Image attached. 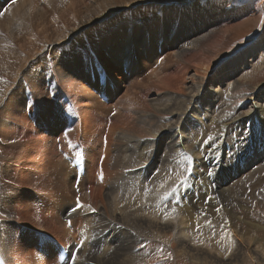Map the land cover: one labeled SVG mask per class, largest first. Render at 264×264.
I'll return each instance as SVG.
<instances>
[{
  "label": "bare ground",
  "instance_id": "1",
  "mask_svg": "<svg viewBox=\"0 0 264 264\" xmlns=\"http://www.w3.org/2000/svg\"><path fill=\"white\" fill-rule=\"evenodd\" d=\"M180 1L183 0H175V3ZM217 1L220 0H191V5L184 7L181 14L178 15V23L184 28L189 23V19H184L185 16L193 14L188 16L191 18V24H189L196 25V29L206 32L199 36H193L188 45L194 44L199 37L211 32L212 28L216 26L219 29L223 27V31L217 36V45H219L218 43H221L228 30L240 25L224 26L225 24H222L224 20L219 15H224L226 10L223 13L222 5ZM169 2L163 1L161 4V9H164L160 12L161 16L167 17L173 9L180 8V5H175V8L167 5ZM208 6L214 8L208 10ZM196 12L198 13L196 14ZM229 12L230 10L226 14ZM175 14L173 13L172 16L174 17ZM203 14H207V18H209L207 21L203 20ZM32 15L33 10L28 4V0H18V6L9 10L6 24L3 28L0 27V60L15 58L12 50L5 53L3 49H13L11 48L13 46L11 45L12 35L26 24L29 25L30 18H33ZM194 16H196L195 20L192 18ZM251 19L254 18L251 17ZM183 28L177 31L178 36L182 32L183 37L189 34L190 31L185 33ZM207 30L209 31L207 32ZM262 37H259L251 48L239 51L240 54L232 56L230 61L220 64L209 76H205L208 70L202 68L204 65L201 68L195 66L194 75L189 77L190 84L187 86H185V78L188 77L187 71L185 69H181L183 72L171 70L167 78L174 82L171 88H175V91L173 94L167 91L159 92L157 98L163 101V105L158 106L157 101L150 103L153 107L154 105L158 106L155 107V114H166L167 116L164 118L155 116L149 120L148 125L139 123L135 126L136 129H133L130 127L131 122L138 121L141 115L134 113L132 116L125 115L123 126L122 122H119L109 137L104 134L106 142L105 146H102V153L104 154L103 151H110V153L105 152L101 159V152L97 156L98 151L96 153L90 151V163L89 161L86 163L88 168L85 167V164L78 163L84 171L79 183L81 186H85L89 201L77 210L76 214L68 211L70 209L68 205L64 209L61 208L60 213L58 210L57 213H52L53 206H60L59 198L53 197L52 193L35 196V198L33 193H29L25 194L26 198L23 197L28 190L35 189L38 192L42 190V188H33L32 182H29L28 186L16 182H10L5 186L1 179L4 158L15 157L19 143L12 139V142L6 143L5 147L1 140L0 254L6 264H60L57 254L61 246L67 250L66 258L62 264H264L263 226L259 225L263 228L260 232L261 235L254 233L258 228L254 222H244L250 227L246 226L245 229H241L233 215L229 216L231 213L229 208L225 209V205H229L230 198L233 197L231 194L228 195L230 190L225 186L231 180V172L239 173L241 167L238 165V161L234 162V159L228 158L230 154L233 157L235 155L223 144L224 141L226 142V136L223 134L226 122L222 123L224 115H219L222 112L219 109L220 104L224 102L227 105L233 98L232 90L235 88L237 78L250 68L256 67L259 71L264 69V50L261 49V52L256 56L251 53V50L255 51L261 46L260 43H264ZM212 45L214 44L212 43ZM202 48L204 49L201 46L197 50L202 52ZM195 52L196 55L198 52ZM248 53L250 54L248 55ZM187 55H189L188 52ZM176 56L185 63L189 61L186 54L182 55L181 48L177 49ZM16 62L0 61V132L3 131L4 134H13L11 130L19 129L17 122L28 124V120L33 117V99L31 100L28 96L25 100L21 98L22 108L14 110L13 115L11 111H4V106L7 107V104H13L15 109L17 107L18 95L8 96L9 101L6 102L1 99L3 96L1 95L2 87L7 86L10 80V78L3 79L2 71L6 68L16 71L18 68H22V63H25V61H21L22 63L18 67L17 64H14ZM29 69H32V66ZM29 73L22 75L26 77ZM30 77H32V83L27 84L33 93V72ZM223 97L226 100H223ZM250 99H254L251 100L252 105L236 119L245 120V123L253 121L255 125L257 116L264 114V85L260 86L255 97ZM214 100L218 104L217 111L210 108ZM117 120L120 121L119 118ZM246 120L250 121L246 122ZM217 123L219 124L217 129L208 131V127L217 126ZM15 126L17 128H14ZM257 135H259L258 129L254 127V131L250 135L254 136L250 139L254 145L247 153V160L251 163L259 160L263 154L261 150L264 140L262 144H257ZM25 136L27 138L26 134L23 135V137ZM26 138L25 140H27ZM116 145L121 148L117 150ZM95 148L88 146L89 150ZM142 149L143 151L139 154ZM122 155L126 159L120 157ZM155 163L160 165V169H157V173L154 174L153 170L159 167ZM234 163L235 165H233ZM188 165L192 166V174L185 179L187 169H189ZM147 167L153 171H148L152 178L150 181L147 180L145 174ZM127 168H131V176L128 178L131 180L128 181L124 179V176L122 179L123 171ZM38 169H42V167H38ZM118 169H121L122 173H119ZM208 172H211L212 175H208ZM219 172L229 173L217 181V178L221 176ZM227 179L228 181L225 183ZM14 180H16L15 177H13ZM41 181L38 184H41ZM182 181H186V183H182ZM241 184V181L236 183V186L232 187V191L241 189ZM10 185H18L19 190H15ZM177 188L178 191H174ZM215 191L221 194L218 201L223 206L217 205ZM45 196H50L48 197L50 202L44 201ZM177 200L180 201L179 204L176 203ZM13 201L18 205L19 210L9 207ZM31 209L39 218L32 214ZM195 211L203 213L209 220L195 216ZM58 215H65L66 219L71 221V226L68 228L63 225L65 226L63 228L55 221H48L45 218L58 217ZM232 218L234 223L231 222ZM59 219H61L60 216ZM43 226L47 230H45L46 234L32 230H41ZM23 229H26L27 232L22 233ZM2 233L7 236V240L12 235L14 241L19 240L23 243V249L27 247L26 253L21 249L17 250L16 247L10 248L7 240L2 238ZM51 233L54 236L49 235ZM51 240H55L54 246Z\"/></svg>",
  "mask_w": 264,
  "mask_h": 264
},
{
  "label": "rangeland",
  "instance_id": "2",
  "mask_svg": "<svg viewBox=\"0 0 264 264\" xmlns=\"http://www.w3.org/2000/svg\"><path fill=\"white\" fill-rule=\"evenodd\" d=\"M4 1L0 0L1 28L6 24L9 10L18 6V0ZM163 1H170L167 5L174 8L175 5H180V8L173 9L167 17L161 16L160 12L164 10L161 9ZM217 2L222 5L223 13L226 10L224 15H219L224 20L222 24H225L224 26L240 25L228 30L221 43H218L219 45H217V36L223 31L222 26L220 29L217 26L212 28L211 32L207 30V34L199 37L194 44L188 45L193 36H199L205 32L196 29V25H190L189 17L193 14L185 16L184 19H189L190 24L187 23L184 28L178 23V15L184 7L191 5V0H183L179 3H175V0H28L33 10L30 24H26L27 26L25 25L12 35L11 48L13 49H3L5 53L12 50L15 58L0 60L17 61L14 64L18 67L21 61H25L21 64V69L10 71L6 68L2 71L3 79L10 78V80L7 86L3 84L1 99L6 102L9 101L8 96L18 95L16 109L13 104H7V107L4 106V111H11L13 115L14 110L22 108L21 98L25 100L28 96L31 100L33 99V117L28 120V124L17 122L19 129L11 130L13 134L0 132L2 133L0 141L2 140L5 147L6 143L12 142V139L19 143L17 155L4 158L1 179L5 186L10 182L28 186V183L32 182L33 188H42L43 191L40 190V192L35 189L28 190L23 195L25 198L29 193H33L34 198L52 193V196L59 198L60 201V206L52 207V213H57V210L60 213V209L66 208V205L79 210L81 207L77 206V198L83 206L88 203L87 190L79 183L84 171L78 163L85 165L88 161L90 163V151L94 153L98 151L97 156L101 152V159L105 152L110 153V151L102 153V146H105L106 142L104 134L109 137L119 122H122L123 126L125 115L132 116L133 113L141 115L138 118L139 122L137 120L131 122L130 127L133 129H136L135 126L139 123L148 125L149 120L155 116L166 117V114L157 115L154 112L155 107L163 105V101L157 98L159 92L167 91L173 94L175 91V88H171L174 82L167 78L171 70L183 72L181 69H185L188 74L185 78V86H187L190 84L189 77L194 75L193 71L196 67L201 68L204 65L205 68L203 66L202 68L208 70L205 76H209L220 64L230 61L232 56H237L241 51L251 48L259 37L263 36L264 39V31H261L264 29V0H220ZM212 8L214 7L208 6V10ZM229 10V14H226ZM203 12L205 13V10ZM173 13H176L174 17ZM207 17V14H203V20L207 21L209 19ZM192 18L195 20L196 16ZM180 28H183L185 33L190 31L189 34L183 37L182 32L178 36L177 31ZM260 45L255 51L251 50L253 56L259 54L261 49L264 50V43ZM201 46L204 49L202 48V52H199L197 49ZM178 48H181L182 55L186 54L188 62L185 63L177 58ZM194 52L197 54L195 55ZM205 63L208 66H205ZM30 66L32 69H29ZM31 72H33V93L28 85L32 83ZM25 73L29 74L24 77L22 74ZM236 81L235 88L232 90V100L227 105L222 102L219 108L222 111L219 115H224L222 123L226 122V127L223 129L226 142L224 141L223 144L235 155L233 157L230 154L228 158L231 157L234 162L238 161L241 167L239 173L231 172L232 181L230 180L226 186L223 184L230 190L228 195L233 196L230 198L229 205H225V209L229 208L231 211L229 216L233 215L241 229L250 227L244 222H254L255 226H258L254 233L261 235L260 232L264 228V144L261 150L263 154L259 160L251 163L247 160V153L254 145L250 141L254 138L250 136L254 127L259 132L257 144L263 143L264 114L257 116L255 125L253 121L245 123V120H237L236 117L252 105L251 100L254 99L250 98L255 97L260 86L264 85V69L259 71L256 67L250 68L246 73L244 71ZM223 100L226 98L223 97ZM155 101L159 105L153 107L150 103ZM217 107V101L214 100L210 108L217 111ZM249 121L246 120V122ZM6 122L8 123L7 120ZM203 124L206 125L204 122ZM218 127L217 123V126L208 127V131ZM25 134L27 138L23 137ZM77 144H79L78 148L75 147ZM88 146L95 149L89 150ZM142 151L143 149L139 154ZM120 157L126 159L123 155ZM155 165L159 167L154 169V172L147 167L145 174L148 181L152 180L148 171L155 174L160 169L158 163ZM85 167L88 168V164ZM188 167L185 179L192 174V166L188 165ZM118 172L122 173V170L118 169ZM123 172L122 179L124 176L126 181L131 180L128 179L131 176V168ZM223 172H219L221 176L217 178V181L229 173ZM86 174L88 175V171ZM13 177L16 180L13 181ZM40 181L41 184H38ZM240 181L241 189L232 191V187ZM10 186L19 190L18 185ZM190 190L195 192L192 188ZM4 192L6 193V190ZM197 192L202 194L200 191ZM218 192L215 191L217 205L223 206L218 201L221 196ZM48 197L50 196H45L44 199L47 203L50 202ZM36 204L38 206V202ZM9 207L19 210L14 201L9 204ZM31 212L35 217L37 216L34 210L31 209ZM51 212L48 211L49 214ZM195 216L209 220L199 211H195ZM45 218L48 221H55L63 228L71 226L65 215ZM233 218L232 223H234ZM32 230L43 234L47 231L45 226L41 227V230ZM21 232L26 233L27 230L23 229ZM2 238L7 240V236L3 233ZM51 241L54 246L55 240ZM7 244L10 248L16 247L17 250L21 249L26 253L27 247L23 249L24 244L19 240L14 241L12 235L7 240Z\"/></svg>",
  "mask_w": 264,
  "mask_h": 264
},
{
  "label": "snow or ice",
  "instance_id": "3",
  "mask_svg": "<svg viewBox=\"0 0 264 264\" xmlns=\"http://www.w3.org/2000/svg\"><path fill=\"white\" fill-rule=\"evenodd\" d=\"M208 175H212V173L211 172H208ZM182 183H186V181H182ZM174 191H178V188L177 189H174ZM176 203L179 204L180 201L177 200ZM77 206L78 207H83V205H81L80 202H79V198H77ZM68 211L70 213L71 212H75V211H77V208L76 207H72V208L68 209ZM93 211H95V209H93ZM217 211H219V209H217ZM69 223H71V221H69ZM161 251H162V249H161Z\"/></svg>",
  "mask_w": 264,
  "mask_h": 264
},
{
  "label": "crops",
  "instance_id": "4",
  "mask_svg": "<svg viewBox=\"0 0 264 264\" xmlns=\"http://www.w3.org/2000/svg\"><path fill=\"white\" fill-rule=\"evenodd\" d=\"M262 31V30H261Z\"/></svg>",
  "mask_w": 264,
  "mask_h": 264
}]
</instances>
